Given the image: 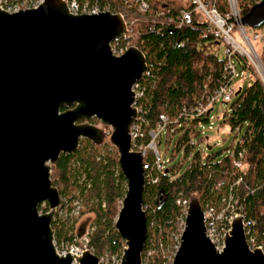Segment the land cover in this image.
<instances>
[{
  "label": "water",
  "instance_id": "95a60500",
  "mask_svg": "<svg viewBox=\"0 0 264 264\" xmlns=\"http://www.w3.org/2000/svg\"><path fill=\"white\" fill-rule=\"evenodd\" d=\"M239 23H264V0ZM124 29L117 12L71 14L64 0L0 9V264H100L86 249L75 257L56 253L50 225L60 202L51 165L60 153L75 151L80 138L97 145L105 137L94 123L76 122L90 117L110 128L125 180L114 218L124 242L116 264H142L144 175L141 151L130 149V127L137 115L131 85L145 57L133 45L110 53L108 42ZM41 202L46 211H39ZM183 221L170 264H264L260 250L247 247L240 217H233L220 251L205 236L197 197L189 198Z\"/></svg>",
  "mask_w": 264,
  "mask_h": 264
},
{
  "label": "trees",
  "instance_id": "16d2710c",
  "mask_svg": "<svg viewBox=\"0 0 264 264\" xmlns=\"http://www.w3.org/2000/svg\"><path fill=\"white\" fill-rule=\"evenodd\" d=\"M162 1L164 7L160 4ZM253 3V0H237L240 14ZM187 6L185 0H150L144 17L133 21L126 32L129 43L136 45L151 63L152 76L140 81L144 93L135 102L138 116L143 119L136 142L147 143V131L154 129L160 114H164L167 121L157 136L163 133L165 146L171 142L170 156L166 158V147L160 155L164 161L159 171H155L149 150L144 155V160L150 162L144 169L142 190L146 238L141 257L150 250L146 264H162L166 258L165 247L170 241L172 244L171 236L178 232L177 220L181 214L180 205L175 202L178 196L197 197L201 205L208 200L219 206L221 196L238 175L241 176L236 186L238 202L245 217L253 221L251 227L256 240H264V92L260 83L252 78L245 87L237 86L239 92L225 102L227 106L221 114L220 125L235 135L239 133L241 139L240 143L234 140L229 145L233 156L222 155L219 149L207 150L210 148L207 143L206 150L198 147L205 138L199 127L208 119L181 115L180 108L193 103L205 88L216 85L224 59L198 48L200 42L212 39L202 32L201 22L180 28L164 22L166 16ZM218 6L224 11V0H218ZM161 9L163 14L156 16L155 12ZM239 150L243 153L241 165L237 167L233 160ZM177 153L180 158L172 160ZM154 174L156 181L151 180ZM49 175L67 212L74 206L72 201L78 199L79 215L87 211L93 213V229L88 241L92 253L98 257L104 254L108 258L118 257L124 242L114 228V218L125 190V180L117 164L115 147L109 141L96 145L81 138L75 151L58 155ZM50 225L56 243L71 238L68 228L58 218L52 219Z\"/></svg>",
  "mask_w": 264,
  "mask_h": 264
},
{
  "label": "built area",
  "instance_id": "2783aa9c",
  "mask_svg": "<svg viewBox=\"0 0 264 264\" xmlns=\"http://www.w3.org/2000/svg\"><path fill=\"white\" fill-rule=\"evenodd\" d=\"M42 0H0V9L6 12H15L19 9L34 8ZM67 10L71 14L79 13H97L100 11L117 12L124 22V31L115 35L109 42V50L113 55L122 54L131 44L126 36V32L130 29L131 23L138 18L144 17V13L149 7L150 0H100L89 2L83 0H64ZM187 7H180L173 15L165 17L164 22L171 24L174 28H180L191 25L193 22L203 24L202 32L210 36L215 42L223 45V65L220 72V77L216 79V85L209 89L205 88L203 93L190 104H184L180 108L181 115L189 117H205L208 119L209 113L216 101L227 102L234 95L237 85L233 81L236 75V67L239 65L244 69L245 73L255 78L261 85L264 92V23L256 27H249L239 23L241 16L237 7V0H224L225 10L219 9L218 0H185ZM254 3L260 0H253ZM161 6H165L162 1ZM163 9L156 11L155 15H162ZM136 46V45H133ZM142 52V51H141ZM143 53V52H142ZM144 55V53H143ZM145 57V55H144ZM151 63L145 57V67L141 76L132 83V105L136 107L137 115L135 121L130 127V149L141 151L142 168L150 166L148 160H144L145 151L149 150L152 155V164L155 171H159L163 167L164 159L160 156L156 146V136L158 131L163 129L167 117L160 114V121L155 124L154 129L147 131L148 141L145 145L136 142V138L141 135V123L143 119L138 116L139 108L136 106V100L143 95V86L141 80H146L151 77ZM210 128V126H208ZM201 131L204 130V124H201ZM109 134V133H108ZM240 143L241 139H235ZM243 150L237 151L233 164L237 167L241 165V157ZM227 154L233 156V150L228 149ZM167 160V159H166ZM156 181L157 175L151 178ZM241 181V176L238 175L233 183L228 185L226 193L221 196L219 206H215L208 200L201 205L202 220L204 224L205 236L212 243L216 251H220L224 246V237L230 229L233 217H240L245 236L246 245L249 249L258 248L264 257V240L257 241L252 231L253 221L245 217L242 206L238 202L236 186ZM189 198L178 196L175 200L176 204L180 205L181 214L178 223L179 234L175 249L178 245L179 235L183 228V219L186 213V207ZM88 244L87 238H84L82 246L76 244L75 241H70L65 245H58L54 242L53 245L56 253H70L72 256H79L85 250ZM174 249V251H175ZM88 250V249H86ZM174 254V252H173ZM172 260V259H171ZM72 263L76 264L73 259Z\"/></svg>",
  "mask_w": 264,
  "mask_h": 264
},
{
  "label": "rangeland",
  "instance_id": "374dc122",
  "mask_svg": "<svg viewBox=\"0 0 264 264\" xmlns=\"http://www.w3.org/2000/svg\"><path fill=\"white\" fill-rule=\"evenodd\" d=\"M198 48L202 51L210 52V53L217 55L218 57L223 58V45L215 42L213 39H208V40L200 42L198 44ZM244 72H245L244 69L240 67L239 65H237L236 75L233 77V81H232L235 85L240 86V87H245L252 80L253 75L251 76L250 73L244 74ZM226 106L227 104L222 101H216L213 104V107L209 113L208 120L204 123V130H203L202 135H204L205 138L202 144L198 146L199 148L206 150L207 147H205V144L207 143L208 145H210V148L207 150L219 149L221 151V154L225 155L228 151V148L231 142L239 137V133L235 135V133L233 131L228 130L226 126L220 125L221 114L226 109ZM95 122L97 123L96 125L102 127V129L105 132V137L100 144L106 141H109L108 133L110 132V128L108 126L101 125L98 122V120H96ZM208 126H210V128ZM155 141L157 144L159 154L163 155L165 151V147H166V153H165L166 158L170 156L169 154L171 151V142L166 143V146H165L163 133L157 136ZM179 158H180V153H177L172 157V160H178ZM185 163L186 161H184V165ZM61 201L59 202V205L56 207L54 214L52 216V219L58 218V220L63 223L64 227L68 228V235H71V238L62 239L58 243H56L55 241L54 242L58 245L60 244L63 246L70 241H75L76 244L82 246V244L84 243V238H87V241H89V234L93 229V213L87 211L79 215L78 211H79V208L81 207V203L80 201H78V199H74L72 201V204L74 206L72 207V210L67 212L65 210L66 204L64 200H61ZM45 206H46V203L41 202V204L38 207L39 211L40 212L46 211L47 208L43 210ZM180 211H181V208H180ZM179 218H180V215L178 216L177 221H179ZM178 234H179V229H178V232H176L174 236H171L172 244L170 241L166 245L165 247L166 258L165 260H163L162 264H170L172 256H173V252L175 249V245L177 242ZM85 249H88L90 252H92L91 246H89L88 244ZM149 254H150V250L148 249L145 251L144 255L141 257L142 264H146L147 259L149 258ZM118 260H119V256L117 257L115 255H112L109 258L105 256V254L98 257V262L100 264H116Z\"/></svg>",
  "mask_w": 264,
  "mask_h": 264
},
{
  "label": "flooded vegetation",
  "instance_id": "af4514ba",
  "mask_svg": "<svg viewBox=\"0 0 264 264\" xmlns=\"http://www.w3.org/2000/svg\"><path fill=\"white\" fill-rule=\"evenodd\" d=\"M83 121H88V122H90V123H93V122H95L96 120H95V118L94 117H90V118H88V119H84V118H77V120H76V122H83ZM95 125L97 124L96 122L94 123ZM100 127V126H99ZM102 128V127H101ZM81 139V138H80ZM79 139V140H80Z\"/></svg>",
  "mask_w": 264,
  "mask_h": 264
}]
</instances>
